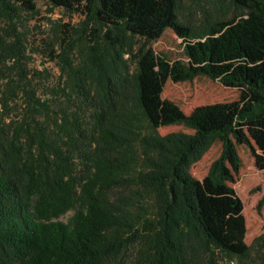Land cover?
<instances>
[{
    "label": "trees",
    "instance_id": "obj_1",
    "mask_svg": "<svg viewBox=\"0 0 264 264\" xmlns=\"http://www.w3.org/2000/svg\"><path fill=\"white\" fill-rule=\"evenodd\" d=\"M44 1L83 18L60 103L27 69L35 1L0 0V264H264L235 189L264 171V0L198 27L178 0Z\"/></svg>",
    "mask_w": 264,
    "mask_h": 264
},
{
    "label": "rangeland",
    "instance_id": "obj_2",
    "mask_svg": "<svg viewBox=\"0 0 264 264\" xmlns=\"http://www.w3.org/2000/svg\"><path fill=\"white\" fill-rule=\"evenodd\" d=\"M37 14L28 17L26 32V47L28 55L27 69L37 94L53 101L61 102L66 91L60 71V58L67 45L76 37L73 32L83 20L79 12H67L63 9L52 8L44 0H34ZM177 16L179 21L191 27H198L204 19L215 21L226 19L237 12L225 1L221 0H178ZM135 47L141 41L135 39ZM178 40L171 33H167L161 41L154 44L156 50H161L175 56L178 53ZM69 58L76 64L79 57L69 52ZM235 184L238 197L243 204V215L247 222L253 220L256 226L245 235V243L250 246L253 239L264 233V216L257 213V203L264 196V171H256L251 167ZM71 216L66 213L61 221L65 222ZM125 263L135 264V248L127 251ZM256 252L242 264H257ZM220 264H239L237 261L228 262L219 258Z\"/></svg>",
    "mask_w": 264,
    "mask_h": 264
}]
</instances>
